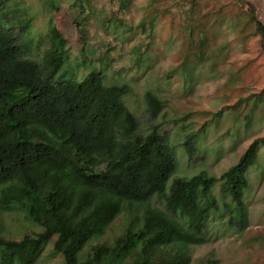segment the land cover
Returning <instances> with one entry per match:
<instances>
[{"label":"trees","instance_id":"trees-1","mask_svg":"<svg viewBox=\"0 0 264 264\" xmlns=\"http://www.w3.org/2000/svg\"><path fill=\"white\" fill-rule=\"evenodd\" d=\"M238 1L248 4L262 31L254 6ZM24 27L16 6L0 0V208H16L36 227L15 237L0 225V264H31L48 243L63 264H190V247L205 241L211 212L229 210L238 224L246 169L257 161L264 135L219 175L200 170L174 176L168 186L176 160L158 131L164 102L145 91L148 129L140 131L122 99L132 92L129 83H108L94 68L81 78L73 69L57 79L69 54L65 38L51 23L38 61L22 54L30 45ZM186 150L190 155L194 146L188 143ZM216 184L230 197L222 206L212 191ZM151 195L165 209L148 203ZM120 213L121 231L90 244L81 256L84 245Z\"/></svg>","mask_w":264,"mask_h":264},{"label":"rangeland","instance_id":"rangeland-1","mask_svg":"<svg viewBox=\"0 0 264 264\" xmlns=\"http://www.w3.org/2000/svg\"><path fill=\"white\" fill-rule=\"evenodd\" d=\"M254 6L264 26V0ZM25 24L22 54L42 61L50 24L69 46L58 78L74 69L105 73L108 83L124 81L132 92L122 99L146 132L147 90L164 103L158 131L172 147L176 166L168 179L200 170L219 175L233 164L247 144L264 135V27L257 30L238 0H8ZM29 18V19H28ZM27 19V21H25ZM19 28L15 27L12 31ZM202 45V48H200ZM201 54V52H203ZM194 150L190 155L187 144ZM242 219L231 211L211 212L203 230L205 241L191 245V263L264 264V142L257 161L246 169ZM220 206L229 202L217 184L212 189ZM147 202L165 209L151 195ZM125 222L120 213L103 235L90 244L110 241ZM0 225L8 235L36 227L16 208H0ZM31 264H63L51 243Z\"/></svg>","mask_w":264,"mask_h":264}]
</instances>
